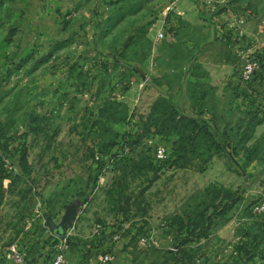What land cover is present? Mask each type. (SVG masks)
Masks as SVG:
<instances>
[{
    "label": "rangeland",
    "instance_id": "obj_1",
    "mask_svg": "<svg viewBox=\"0 0 264 264\" xmlns=\"http://www.w3.org/2000/svg\"><path fill=\"white\" fill-rule=\"evenodd\" d=\"M231 3L0 0V264H264V0Z\"/></svg>",
    "mask_w": 264,
    "mask_h": 264
},
{
    "label": "built area",
    "instance_id": "obj_2",
    "mask_svg": "<svg viewBox=\"0 0 264 264\" xmlns=\"http://www.w3.org/2000/svg\"><path fill=\"white\" fill-rule=\"evenodd\" d=\"M230 2L231 0H203V5L206 8H208L211 12H213L214 15H220L222 9L229 8ZM223 12L229 13L230 11L224 10ZM234 19L236 18L234 17ZM236 21L239 26L238 28L239 33L242 34L243 33L242 27L246 25L247 20L245 18L239 17L238 19H236ZM158 38L160 40L165 39L164 30L158 34ZM260 69L261 67H260L259 59H256L255 57L253 58L247 57L244 62L242 79L247 83L250 82L253 79L254 74L257 73ZM155 156H156V160L164 161L167 158L166 148L164 147L159 148L156 151ZM257 211L261 212L262 210L260 209V207H257ZM11 255L13 256L15 262H18V263L23 262V255L16 249V246H12ZM112 262H113V256L107 254L99 258V261L97 264H112ZM51 264H71V263L69 261L67 253L65 251H61L55 255L54 260Z\"/></svg>",
    "mask_w": 264,
    "mask_h": 264
},
{
    "label": "water",
    "instance_id": "obj_3",
    "mask_svg": "<svg viewBox=\"0 0 264 264\" xmlns=\"http://www.w3.org/2000/svg\"><path fill=\"white\" fill-rule=\"evenodd\" d=\"M75 216H66L63 220V222L57 226V225H51L50 229L51 231L54 233V235L61 239V240H65L66 239V234L69 230V228L73 225V220H74Z\"/></svg>",
    "mask_w": 264,
    "mask_h": 264
},
{
    "label": "crops",
    "instance_id": "obj_4",
    "mask_svg": "<svg viewBox=\"0 0 264 264\" xmlns=\"http://www.w3.org/2000/svg\"><path fill=\"white\" fill-rule=\"evenodd\" d=\"M235 4H232V3H230V8H233V6H234ZM230 12L229 13H227V12H223V13H221L220 15H215V20H227V24L228 25H231L233 28H236V29H238L239 28V26H238V24H237V21H236V19H234V16H232V9H230L229 10ZM232 23V24H231ZM250 25V24H249ZM245 27L246 26H244V27H242V31L244 30V32H245ZM249 27L247 26V29H248ZM252 34V33H251ZM252 40V39H251ZM24 262V261H23ZM18 263V262H16V263H18V264H26V263Z\"/></svg>",
    "mask_w": 264,
    "mask_h": 264
},
{
    "label": "trees",
    "instance_id": "obj_5",
    "mask_svg": "<svg viewBox=\"0 0 264 264\" xmlns=\"http://www.w3.org/2000/svg\"><path fill=\"white\" fill-rule=\"evenodd\" d=\"M231 3V2H230ZM256 58V57H255ZM256 59H258V58H256ZM259 62H260V67H261V69H263V67H264V60L261 62V60H259ZM69 244V243H68Z\"/></svg>",
    "mask_w": 264,
    "mask_h": 264
}]
</instances>
